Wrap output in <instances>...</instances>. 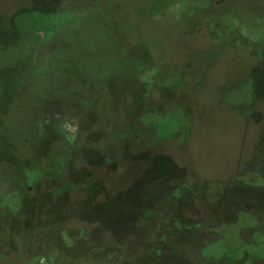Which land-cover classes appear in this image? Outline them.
<instances>
[{"label":"rangeland","instance_id":"374dc122","mask_svg":"<svg viewBox=\"0 0 264 264\" xmlns=\"http://www.w3.org/2000/svg\"><path fill=\"white\" fill-rule=\"evenodd\" d=\"M257 141L264 0H0V264H264Z\"/></svg>","mask_w":264,"mask_h":264},{"label":"flooded vegetation","instance_id":"af4514ba","mask_svg":"<svg viewBox=\"0 0 264 264\" xmlns=\"http://www.w3.org/2000/svg\"><path fill=\"white\" fill-rule=\"evenodd\" d=\"M248 155L251 158V163L248 164L249 171H251V172L256 171V172L264 174V147L263 148L261 147L259 141L254 143L253 149H252V153H251V155L250 154H248ZM249 156H248V159H249ZM254 212L255 213H264V211H262V210L261 211H254ZM258 218L261 219V220H259L260 222L263 220L262 216H260V215H258ZM159 249H160L161 252L163 251V247H161ZM162 253L163 254L161 256L164 255V251ZM171 253L172 252H170L166 256L164 255V257L172 258V255H170Z\"/></svg>","mask_w":264,"mask_h":264}]
</instances>
